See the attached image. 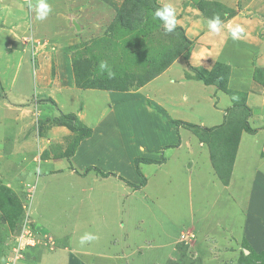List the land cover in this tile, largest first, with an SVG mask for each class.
Masks as SVG:
<instances>
[{
    "label": "crops",
    "instance_id": "1",
    "mask_svg": "<svg viewBox=\"0 0 264 264\" xmlns=\"http://www.w3.org/2000/svg\"><path fill=\"white\" fill-rule=\"evenodd\" d=\"M63 1L66 4L68 0ZM32 2L34 3L35 0H32ZM47 2L52 10H60L57 0H47ZM158 3L162 6L171 4L178 15L186 14L179 19L176 17V19H178V25L187 26L186 36L194 42V47L189 55L190 66L210 71L215 64L219 63L227 66L230 72L227 74L225 90H222L215 85H204L201 81L194 79L190 76L194 75L191 70H187V72L180 71L179 83H183L182 85L186 89L182 91L180 97V95H177L178 93H175L178 86L174 84L176 81L172 85L168 83L170 85V89H168L172 91V94H169L168 97L172 102H179L181 104L179 108L188 105L197 108L200 101L205 99L207 102L205 112L192 120H182L171 113L168 115L169 118L166 119V116L160 114L155 119L154 133L149 134L147 130L150 124L144 121L143 117L141 119L143 121V133L139 131V134L137 128L132 129V125L126 121V118H130V115L139 117L137 115V104L135 101L130 100V96H125L123 92H102L107 94L105 102L108 100L115 110L108 109L107 111V109H104L100 113L101 117L94 118V115L84 110L82 102L74 109H70V106L66 105L62 98L66 97L72 100L71 93L74 91V85L72 79L65 78L59 71L63 69L62 65L65 61L59 58L63 57V54L60 53L59 49H55L54 53L50 52L51 50L45 48L47 44L43 40L46 37L49 38L48 34L51 33L52 18L50 19V14L46 19L38 20L35 11L30 10L29 15L26 13L28 3H25V1L0 0V126L2 127L0 131V186L20 199L22 194L17 192H21L23 185H28L34 179L33 175L36 176L34 184L37 183V178L42 175L44 179L65 183V187H67L63 203L58 208L60 217L55 220L57 223L54 225V220L48 222L47 219L36 215L39 200L36 201L35 208L33 198L30 202V215L31 218L34 216L33 220L36 227L44 235L55 239V246L50 249L30 248L28 254H30L34 263L142 264L149 256L154 255L155 250L161 249L150 245L146 241L143 244L132 242L131 235L133 234L130 232L129 215L132 210L136 209L131 210L130 206H126L125 199L120 201L121 197L118 196V191L111 189V192H109L111 196L115 197L113 204L98 206L97 201L94 200V190L96 185L99 188H104L101 186L113 184L119 191L126 192L127 196H131V192H139V190L132 191L120 178L122 177L128 182L138 185L139 176L134 169L133 159L146 156L149 159L160 160L159 155H162L161 152L167 153L166 150H170V148L177 149L175 146L178 144V139L181 142L180 146L182 145L183 140L180 136L183 131V135L188 134L187 129L179 127L177 136L172 121L194 124L206 129L225 123L231 114L232 108H241L242 105L247 108L248 111L245 112V117L251 132L241 131L228 184L224 185L218 177L220 180L218 185L221 187L220 195L225 190L228 191L229 184L231 186L234 181V170L239 149L245 148L244 143L248 140V138L243 139L245 136L249 137L255 145L261 144L260 154L261 157H264V139H261L264 134V0H158ZM51 13L54 14L55 11H51ZM26 15L29 17H26ZM214 15H219L223 21L225 25L223 32L225 34L228 32L229 27H235L236 25L243 27L244 33L241 34V38L233 40L230 35L210 34L207 21ZM11 24H15V27H8ZM71 24L75 26L76 20L74 18L71 20ZM24 29L28 30V39L29 37L30 39L33 38L36 42L42 40L38 43L37 48H34V45L29 42L23 41V37H25L22 35ZM6 39L12 41L9 43L10 48L9 45L4 46ZM201 50H203L204 56L199 59L194 58L193 52ZM32 52H34V55L36 54L38 59V69L34 76L31 75L29 65L30 60L32 61L30 54ZM11 53L13 57L2 63L5 54ZM51 58L54 59L52 65ZM1 63L4 64L3 67L6 66L9 70L10 77L5 75ZM53 65L55 67H52ZM52 68L55 70L54 77L52 76ZM171 69H176V73L179 71L174 64ZM164 79L168 81L171 78L166 77L164 74L156 77L151 82L156 83ZM23 81L28 82L29 85L34 83L36 86L33 85V91L36 89V97L40 95V98L37 99H51L58 109L45 102H42V106L37 107L36 104L33 106V101L30 100L33 99L35 94L30 97L19 86V83L22 84ZM179 83L177 82V84ZM195 86L201 88V90L198 88L199 98L197 99V95L194 94ZM61 95L64 97L60 98ZM91 96L94 97V94ZM176 96H179L181 101ZM29 101L32 103L30 106L26 105ZM131 108L134 109L131 110ZM33 110L36 111L34 114L38 116V119L43 120L53 119L59 114V111L63 114H74L80 122L91 130V135L89 138L80 141L73 155L67 160L64 152L73 134L66 127L45 124L41 136H38L39 140H36L37 143L35 144L32 122L34 120ZM141 116H144L143 112ZM6 124L7 126L11 125L12 130L7 131ZM197 143L198 148L207 149L204 142L198 141ZM94 166L105 173L112 172L119 178L116 179L112 176L102 178L95 175L94 170L81 175L86 168ZM14 170L17 173L12 177H8L7 175H10ZM17 177H19L18 181ZM12 180L14 181L12 182ZM42 187H46V184H43ZM72 189H76V191H70ZM126 217L128 218L127 223L125 222ZM246 222L250 226L245 228L243 235H245L247 241L256 245L259 249L255 236L257 234L256 228L252 227L251 217H247ZM190 225L181 228L177 237L171 238L169 247L166 246L169 248V250L166 248L168 253L160 261V264H164L170 256L174 255V249L171 250L170 247L177 245L179 241L181 242V236H184L187 243L191 239L198 240L194 243L195 258L199 252L204 254L208 251H215L217 245L220 246L226 242L228 246L233 245L234 247L244 231V229H241V234L237 235L238 237L234 243L231 239L220 242L213 235V231H205L210 236L205 233V235H197L196 228L202 232L204 225H199V227H195L193 223H190ZM5 226L7 227V225L2 224L1 227L4 232ZM49 226L59 232L53 234L55 232L49 231L51 228ZM140 226L138 225L135 229H140ZM186 231L189 232L188 235H185ZM114 232L117 233V238H115ZM85 233L93 234L96 239L81 244L80 238ZM139 234L141 235V231ZM107 235H111V237L106 238ZM253 236L255 237L253 238ZM230 237L234 238L232 235ZM63 238L66 239L65 242L62 241ZM5 251L7 250L0 253V256H2L0 261H3ZM4 256L6 258L8 252Z\"/></svg>",
    "mask_w": 264,
    "mask_h": 264
},
{
    "label": "rangeland",
    "instance_id": "2",
    "mask_svg": "<svg viewBox=\"0 0 264 264\" xmlns=\"http://www.w3.org/2000/svg\"><path fill=\"white\" fill-rule=\"evenodd\" d=\"M22 1L28 3V0ZM57 1L60 12L54 9L52 11H55V13H50V19L52 18L51 33L48 34L49 38L46 37L43 40L47 44L45 48L51 50L50 52L59 49L60 53L63 54V57L59 58L65 61L62 65L63 69L59 71H61L65 78L72 79L74 91L71 93V96H73L72 100L62 95L60 98L64 97L62 99L66 105L70 106V109H74L82 102L84 110L94 115V118L97 116L101 117L100 113L104 109H107V111L108 109L111 111L115 110L108 100L106 101V105L105 100L107 94L102 92L107 91L102 90V88L124 85L127 86L128 90L123 92V94L130 96V100L136 102L138 109L137 115L139 116L130 115V118H126V121L132 125V129L137 128L138 132L142 131L143 133V121H141L143 117L144 121L150 124L148 125L149 129L147 127V133L149 134L154 133L155 119L160 114L166 116V119L169 118L168 115L171 113L173 116L182 120H192L194 117L200 116L205 112L207 106L205 99L200 101L197 108L189 105L179 108L181 104L175 101L172 102L168 97L169 94H172V91L169 89L174 81H176L174 84L178 85L175 93H178L177 95L181 97L182 91L186 89L183 87V83H179L181 72L182 70L184 72L190 70L188 66L190 64L189 57L187 60L185 58L186 47L179 38V32L177 30L170 33L166 32L163 27V21L154 17V11L157 8H154L153 3L160 5L158 0H155V2L154 0H68L66 4H64L63 0ZM133 3L139 5L140 8L137 11H133L129 15L119 13L124 8L123 6L129 9ZM29 11L30 9L28 8L26 12L28 15L30 14ZM28 15L26 17H29ZM185 15L176 14V17L179 19ZM73 18L76 20L77 26H79L78 30L71 24ZM10 26L15 27V24H11L8 27ZM176 27H180L186 36V25L183 27L177 24ZM22 35L26 37H23V41L33 44L34 48H37L38 43L42 42V40L36 42L33 38L30 39V37L28 39V30L23 31ZM10 42L12 41L6 39L4 46L9 45ZM30 54L32 58L29 64L30 72L34 76L38 69V59L36 54L34 55V52ZM4 57L2 63L7 59L10 60L13 54H5ZM53 60V58L50 59L51 65L54 64ZM101 62H106L108 68L102 70L100 68ZM173 64L179 70L178 73H176V69H171ZM3 66L4 64H2V68L5 75L10 77L9 70L6 66ZM52 67L55 66L53 65ZM109 70L114 73L111 77L108 74ZM229 70L227 66L218 65H215L213 69L214 72L223 76H226L230 72ZM54 72L55 70L52 68L53 77L55 75ZM156 73H158L157 77L165 74L166 77L171 79L168 81L164 79L152 83L151 81L155 77L150 81L151 83L146 82L139 86L148 77ZM190 76L195 77V75ZM33 85L36 86L34 83L29 85L25 81L22 84L19 83V86L30 97L35 94L34 97L32 96L33 99L30 100L33 101V106L35 104L37 107L42 106V102H45L55 109H58V107H55V104L53 105L49 102L51 99H37L40 98V95L36 97L37 92L36 89L33 91ZM195 87L194 94L197 95V99L199 98L198 92L201 88L199 86ZM93 94L94 97L91 96ZM180 97L176 96L181 101ZM30 101L26 105H32ZM235 110L236 108L233 111L235 114L230 115L231 117L229 116L231 118L230 123L224 130L220 132L216 131V133L212 134V138H209L207 135V139L204 142L207 149L198 148L197 142L200 141L198 136L187 129L188 134L183 135V131L180 136L184 144L182 143L180 146L181 142L178 141V144L175 146L177 149L170 148V150H166L167 153L161 152L162 155H159V157L160 159L161 156L163 158L162 165L151 166V164L140 163L139 170L147 184L139 188V192H131V196H127L126 192L119 191L113 184L101 186L104 188L95 186L94 200L97 201L98 206L113 204L115 197L113 195L111 196L109 192H111V189H114L118 191L117 194L121 197L120 201L125 199L126 206H130L131 210L136 209L132 210L129 215L130 232L133 234L131 235L132 242L143 244L146 241L154 247L161 248L155 250L154 255L149 256L142 264H160V261L168 253L169 248L166 246L169 245L171 238L177 237L181 228L191 226L190 223H193L195 227L204 225L202 232L196 228L197 235H202L205 231H213V235L220 242L231 239L234 243L238 237L237 235L241 234V229H244V231L236 241L234 247L233 245L228 246L226 242L227 244L217 245L215 251H208V253L204 254L199 252L195 258L193 252L195 250L194 243L198 240L191 239L188 243L187 241H179L177 245L170 247L171 250L174 249V255L170 256L166 262L168 260H174L178 261L179 264H264V157H261L260 154L262 150L261 144H253L247 136L243 138L244 140L248 138V140L244 143L245 148L239 149L234 170V181L231 186L229 184L228 191L225 190L221 195L219 194L221 187L218 185L220 180L211 165L210 152L215 153V155L218 153L221 157L224 156L223 160H218V162L221 168L220 173L223 176L227 174L226 171L230 164L232 154L233 132L237 128H240L246 115L242 108L238 107ZM35 112L33 110L32 115L34 116V120L32 122L34 126V141L36 144V140H39L38 136H41V131L46 124V120L50 119H38V116L34 114ZM142 112L144 116H141ZM59 113L62 112L59 111ZM5 128L7 131L12 130L11 125ZM232 128L233 132L230 131ZM1 129L2 127L0 126V131ZM131 134L135 135L134 133ZM228 138H230V142H228ZM261 139H264V134L261 136ZM71 142L72 140H69L67 147L70 146ZM140 158L147 157L143 156ZM89 168L91 167L86 168L81 175L92 172V170H88ZM98 169L100 170V168ZM15 173L17 172L14 170L7 176L12 177ZM94 174L101 177L95 171ZM112 177L119 178L117 175L116 177ZM33 178L28 184L29 187L28 185H23L22 190H20L21 192H17L18 194H22L21 199L14 197L15 199L2 200L0 203L1 206L8 205L7 200H10L12 207L15 206V209L17 207L20 209L18 217H15L13 220L12 227L4 219L7 217L0 212V253L7 250L3 253L4 255L8 252L9 256L12 237L17 235L25 218L31 220V226L35 234L33 236L35 237V241H37L36 249L47 250L55 246L54 237L44 235L36 227V223L33 220L34 216L31 218L27 213V209L29 210L32 198L34 208L36 207V201L39 200L36 207V215L47 219L48 222L57 220L60 217L58 208L63 203V197L67 191V187H65V183L44 179L42 175L37 178V183L34 184L36 176L33 175ZM18 180L19 177H17ZM120 180L132 189L125 182L128 180L122 177ZM140 181L141 178L139 176ZM43 184H46V187H42ZM30 187H33L32 195L30 193L32 197L27 196L31 192ZM0 188L2 187L0 186ZM107 188L110 189L107 190ZM74 190L76 191V189L70 191ZM0 193L4 194V198H9L6 192L0 191ZM23 206L26 207V211L23 209ZM247 217H251L252 227L256 228L255 231L257 234L255 236L260 247L259 249L256 245L247 241L245 235H243L245 228L250 226L246 222ZM127 219L126 217V223ZM1 223L7 225V227L5 226V232L1 228ZM56 223L57 221L53 225ZM138 225H141L140 229L136 230L135 228ZM49 227H51L49 231L55 232L53 234L59 232L57 229L52 228V226ZM140 231L141 235L139 234ZM188 233L186 231L185 235H188ZM4 234L5 236L7 235L6 238ZM205 234L207 235L209 233ZM231 235L234 238H231ZM114 236L117 238V233L114 232ZM109 237L111 235L106 236V238ZM65 240V238L62 239L63 242ZM104 240L106 241L107 239ZM179 251L184 253L183 255L185 257L182 258ZM29 252L30 249H24L22 251L24 260L21 263L37 264L31 259L30 254H28ZM4 255L3 261L5 260ZM3 261H0V264Z\"/></svg>",
    "mask_w": 264,
    "mask_h": 264
},
{
    "label": "trees",
    "instance_id": "3",
    "mask_svg": "<svg viewBox=\"0 0 264 264\" xmlns=\"http://www.w3.org/2000/svg\"><path fill=\"white\" fill-rule=\"evenodd\" d=\"M155 2V0H154ZM154 8H159L162 7L160 5H157L156 3H153ZM124 8H122L119 13L123 15L124 14H131L133 13V11H137V9H139V5H137L136 3H133L130 5V8L128 9V7L123 6ZM212 11V10H211ZM207 13V12H206ZM175 30H177L179 32V38L181 40V42H183V44H185V49H186V60L188 59L191 51H192V47H193V41H191L190 39L187 38V36L184 35L182 29L180 27H176ZM218 66H224L223 64H215ZM190 70L194 72V79L201 81L202 83H204L205 85H215L218 89H222L225 90V86H226V81H227V75L223 76L219 73H216L213 71L214 67L208 71L205 70L203 68H194L190 65H188ZM158 73H156L153 76L148 77L144 82H142L140 85H142L143 83L146 82H150L151 80H153L155 77H157ZM102 90L105 91H111V92H126L128 90L127 86L124 85H119V86H107L105 88H102ZM40 101V100H39ZM49 102H51V104L54 105V102L52 100H49ZM39 103V102H38ZM245 112H247V108L244 107V105L240 106ZM236 108V107H235ZM231 109V114L230 115H234L235 112L233 113L234 109ZM237 110V108H236ZM235 110V111H236ZM231 117V116H230ZM231 118L228 117V119L226 120L225 123H223L222 125L219 126H214V127H210V128H201L198 125H194V124H189V123H185V122H181V121H172L174 126H175V132L178 136V128L179 127H183L186 128L188 130H191L196 136H198L199 140L201 142H205V139H207V135L209 138H212V134L216 133V131L220 132L222 130H224L225 127H227V125L230 123ZM46 124H53V125H59V126H63L66 127L72 134L73 137L70 139L72 140L71 144L69 147L66 148L65 152H64V156L65 158H67V160H69V158L73 155L76 147L78 146V144L80 143V141H82L85 138H88L91 134V130L86 127L82 122H80V120L77 118L76 115L74 114H63V113H59V115L57 117H54L53 119L50 120H46ZM238 129V128H237ZM235 130V132H233V128L230 130L233 132V142H232V147H231V158H230V164L227 168V171L224 176L222 175L221 172V168H220V164L218 162V160H223L224 156L221 157L219 156V154L217 153V155H215V153L213 154L212 152H210V156H211V164L213 169H215L214 171L218 174L217 176L220 178L221 182L224 185L228 184L229 181V175H230V171H231V166L233 164L234 158H235V154L237 151V147H238V143H239V139H240V134L242 130H245L247 132H251V129L249 128L248 123L246 122V117H244L243 120V124L240 126V128L238 130ZM179 138V137H178ZM227 139V138H226ZM228 142H230V138H228ZM179 141V140H178ZM169 148V147H167ZM213 154V155H212ZM163 162V158L161 156L160 160H155V159H149V158H135L134 159V169L136 171V173L138 174V176H140L141 181L139 182L138 185L132 184L128 181H125L127 184H129L133 190H139V188H141L142 186H144L146 184L145 182V178L144 176L141 174L140 170H139V164L140 163H145V164H161ZM71 166V165H70ZM88 170H94L95 172L99 173L101 175V177H109V176H114L116 177L115 174L107 172V173H103L101 172L98 168L94 167V168H89ZM223 171V170H222ZM224 173V172H223ZM0 191H3L4 193L6 192L8 194L9 198H4V194L0 193V203L2 200H6V199H13L14 196L13 194L4 189V188H0ZM6 196V194H5ZM15 199V198H14ZM8 205H0V212L2 214H4L7 218H4L7 222V224L12 227L13 226V220L15 217H18V213L20 211V209L17 207V209H15V206H11V201L7 200ZM15 211V212H13ZM13 215V216H12ZM20 226V225H19ZM179 248V247H176ZM180 250V249H179ZM182 250V249H181ZM184 252V251H183ZM179 254L182 255V258L185 257V255H183L184 253L179 251ZM247 257V256H245ZM180 259V256H179ZM189 259V258H188ZM193 261V260H192ZM166 264H179L178 261H174V260H168L166 262Z\"/></svg>",
    "mask_w": 264,
    "mask_h": 264
},
{
    "label": "clouds",
    "instance_id": "4",
    "mask_svg": "<svg viewBox=\"0 0 264 264\" xmlns=\"http://www.w3.org/2000/svg\"><path fill=\"white\" fill-rule=\"evenodd\" d=\"M28 8L30 10L35 11L36 19L44 20L48 17L51 13L52 9L47 0H35L33 3L32 0H28ZM154 17L158 18L159 20L163 21L164 30L168 33L173 32L177 26V19H176V10L171 4H164L162 7L157 8L154 11ZM207 26L209 29L210 34L212 35H230L233 40H238L241 38V34L244 33V28L240 25H236L235 27H229L228 32L225 34L223 29L225 27L223 21L221 20L219 15H214L207 21ZM204 56L203 50L199 52H193V57L199 59ZM100 68L102 70L107 69L108 65L106 62H101ZM109 76H113L109 70ZM96 239V237L91 233H85L80 238L81 244L90 242Z\"/></svg>",
    "mask_w": 264,
    "mask_h": 264
},
{
    "label": "built area",
    "instance_id": "5",
    "mask_svg": "<svg viewBox=\"0 0 264 264\" xmlns=\"http://www.w3.org/2000/svg\"><path fill=\"white\" fill-rule=\"evenodd\" d=\"M30 188L31 192L28 191V197H32L31 195L33 193V187ZM23 209L25 210L26 207L23 206ZM27 213L30 215V209H27ZM31 225V220L25 218V221H23V223L21 224L20 230L17 235L12 237L10 254L5 258L2 264H22L21 261L24 260L22 251L24 249L26 250L30 248H35L37 246V241H35L34 237V230L32 229ZM181 241H186L184 236H181Z\"/></svg>",
    "mask_w": 264,
    "mask_h": 264
},
{
    "label": "water",
    "instance_id": "6",
    "mask_svg": "<svg viewBox=\"0 0 264 264\" xmlns=\"http://www.w3.org/2000/svg\"><path fill=\"white\" fill-rule=\"evenodd\" d=\"M74 25H75L76 29L78 30L79 29V26H77L76 24H74Z\"/></svg>",
    "mask_w": 264,
    "mask_h": 264
}]
</instances>
